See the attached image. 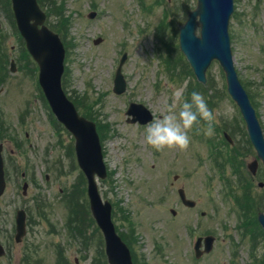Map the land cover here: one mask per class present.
I'll return each mask as SVG.
<instances>
[{"label": "rangeland", "instance_id": "1", "mask_svg": "<svg viewBox=\"0 0 264 264\" xmlns=\"http://www.w3.org/2000/svg\"><path fill=\"white\" fill-rule=\"evenodd\" d=\"M53 1L44 0L41 6L47 26L66 44L63 89L78 111L101 127L107 178H96L98 192L111 204L113 223L130 243L136 263L264 264V238L254 243L249 233L241 236L237 228L243 218L230 195H241V176L251 182L252 196L264 212V185L258 187L264 184V170L258 164L252 176L247 168L255 153L237 107L224 93L218 63L207 69L202 85L188 74L186 61L179 56L178 28L196 0ZM234 4L229 23L234 67L251 96L264 136V0H234ZM63 8L70 24L57 16ZM166 9L173 12L171 23L164 21ZM91 11L97 12L94 19L87 18ZM18 36L8 0H0L4 126L0 143L6 174L0 199V244L5 253L0 264H107L103 238L89 209L87 182L76 163L74 140L53 125L55 119L37 85L36 65ZM124 53L126 91L116 95L113 79ZM171 58L179 60L175 73L184 71L175 81L167 65ZM192 87L212 96L208 106L215 117L214 133L207 135V122L201 121L189 131L191 143L186 149L157 150L145 142L148 124L126 122L129 103L145 106L153 120L167 114L173 102L178 112L183 99H190ZM207 140L241 155L239 176L232 175L228 166L217 168L224 162L212 157ZM23 183L28 185L25 196ZM180 189L194 201L193 207L180 202ZM20 209L26 213V234L17 243L15 214ZM208 235L214 237L211 252L195 259L194 241Z\"/></svg>", "mask_w": 264, "mask_h": 264}, {"label": "water", "instance_id": "2", "mask_svg": "<svg viewBox=\"0 0 264 264\" xmlns=\"http://www.w3.org/2000/svg\"><path fill=\"white\" fill-rule=\"evenodd\" d=\"M12 7L18 30L26 42V48L38 63L39 84L52 112L75 137L77 160L88 181L87 193L90 210L103 233L108 264H132L130 252L116 234L111 221V206L108 202L102 203L95 184L94 175L102 179L106 177L95 125L79 117L73 104L68 101L61 89L63 46L58 36L43 25L45 15L38 7L36 0H12ZM232 10V0H197L196 9L188 14L187 21L180 28V49L190 63L197 79L202 83L206 81L205 71L210 63L213 60L219 61L225 73L227 91L238 105L246 122L250 141L256 149L257 156L264 164L262 131L248 96L237 79L229 47L227 25ZM90 17H93V14ZM197 26H200L199 38L195 35ZM122 62L123 60L121 64ZM11 67L14 70L13 62ZM124 90L125 83L118 71L114 92L120 94ZM136 110L141 114L138 116L141 124L152 119L150 113L140 105L132 104L128 114L136 115ZM128 121L135 122V118ZM1 149L0 145V197L5 188ZM179 193L185 205L193 206V202L185 199L183 191L180 190ZM24 218V212L18 211L15 236L17 242L25 234ZM259 222L264 228V214L259 215ZM198 243L199 241L196 248ZM205 245L206 252H209L212 238H207ZM2 255H4V250L0 245V256Z\"/></svg>", "mask_w": 264, "mask_h": 264}, {"label": "clouds", "instance_id": "3", "mask_svg": "<svg viewBox=\"0 0 264 264\" xmlns=\"http://www.w3.org/2000/svg\"><path fill=\"white\" fill-rule=\"evenodd\" d=\"M176 95L179 97L181 93L177 92ZM214 119L213 110L209 108L204 95L193 91L190 99H183L178 112L177 104L173 102L169 105L167 114L151 121L145 129L144 139L148 145L157 150L165 147L186 149L191 143L189 131L193 126L201 121L207 122L206 134L212 135Z\"/></svg>", "mask_w": 264, "mask_h": 264}, {"label": "trees", "instance_id": "4", "mask_svg": "<svg viewBox=\"0 0 264 264\" xmlns=\"http://www.w3.org/2000/svg\"><path fill=\"white\" fill-rule=\"evenodd\" d=\"M38 1H39V3H41L44 0H38ZM57 14H59V16H61V18L63 19L64 23L69 24V20L64 17L62 11L57 13ZM11 16H12V14H11ZM56 31H58V30H56ZM66 33H67V31H66ZM232 161H233L232 163H234L236 161V158H233ZM236 163L238 165V162H236ZM238 167H239V165H238ZM245 199H247L248 202H246V203L238 202L239 205L242 207L243 213L246 215L245 218H244L245 222H244L243 226H244L245 229L247 227H250V228L254 229V226L257 227V224L254 221V213L256 211V207L257 206L255 205V203L250 198L246 197ZM123 238H124V236H123ZM135 264H137V263H135Z\"/></svg>", "mask_w": 264, "mask_h": 264}]
</instances>
